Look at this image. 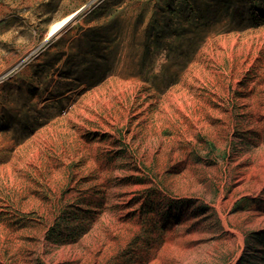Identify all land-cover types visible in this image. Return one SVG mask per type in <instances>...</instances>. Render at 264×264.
Returning a JSON list of instances; mask_svg holds the SVG:
<instances>
[{
	"label": "rangeland",
	"instance_id": "1",
	"mask_svg": "<svg viewBox=\"0 0 264 264\" xmlns=\"http://www.w3.org/2000/svg\"><path fill=\"white\" fill-rule=\"evenodd\" d=\"M263 159L264 0H0V264H264Z\"/></svg>",
	"mask_w": 264,
	"mask_h": 264
},
{
	"label": "bare ground",
	"instance_id": "2",
	"mask_svg": "<svg viewBox=\"0 0 264 264\" xmlns=\"http://www.w3.org/2000/svg\"><path fill=\"white\" fill-rule=\"evenodd\" d=\"M73 16V15H72ZM72 16H69V17H67V18H65L64 20H62L61 22H59V23H57V24H55L52 28H51V30H50V32H49V34H48V36H51V35H53V34H56L60 29H62L68 22H69V20L72 18ZM262 164V165H261ZM261 166L264 168V159H263V161H261ZM255 171V170H254ZM257 171V170H256ZM262 172V171H261ZM264 182V181H263ZM264 184L262 183V186H263ZM261 186V185H260ZM231 200V199H230ZM230 203V202H229Z\"/></svg>",
	"mask_w": 264,
	"mask_h": 264
}]
</instances>
